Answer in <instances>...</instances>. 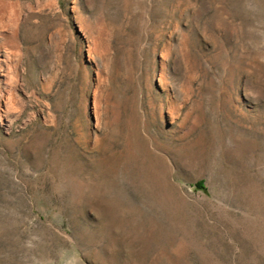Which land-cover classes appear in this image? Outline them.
<instances>
[{
    "label": "rangeland",
    "instance_id": "rangeland-1",
    "mask_svg": "<svg viewBox=\"0 0 264 264\" xmlns=\"http://www.w3.org/2000/svg\"><path fill=\"white\" fill-rule=\"evenodd\" d=\"M0 264H264V0H0Z\"/></svg>",
    "mask_w": 264,
    "mask_h": 264
},
{
    "label": "trees",
    "instance_id": "trees-1",
    "mask_svg": "<svg viewBox=\"0 0 264 264\" xmlns=\"http://www.w3.org/2000/svg\"><path fill=\"white\" fill-rule=\"evenodd\" d=\"M197 186H198V188H200V189H205V185H203V183H199Z\"/></svg>",
    "mask_w": 264,
    "mask_h": 264
}]
</instances>
